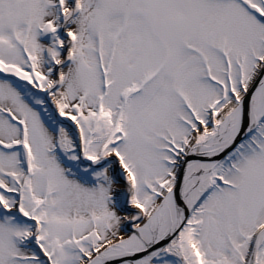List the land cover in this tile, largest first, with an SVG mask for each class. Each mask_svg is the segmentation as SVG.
<instances>
[{
  "label": "snow or ice",
  "instance_id": "snow-or-ice-1",
  "mask_svg": "<svg viewBox=\"0 0 264 264\" xmlns=\"http://www.w3.org/2000/svg\"><path fill=\"white\" fill-rule=\"evenodd\" d=\"M0 264H264V0H0Z\"/></svg>",
  "mask_w": 264,
  "mask_h": 264
}]
</instances>
